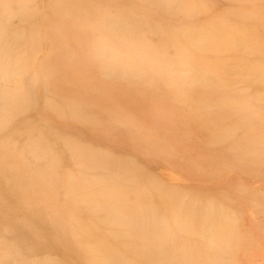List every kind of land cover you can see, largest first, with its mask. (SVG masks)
Wrapping results in <instances>:
<instances>
[{
  "label": "rangeland",
  "instance_id": "obj_1",
  "mask_svg": "<svg viewBox=\"0 0 264 264\" xmlns=\"http://www.w3.org/2000/svg\"><path fill=\"white\" fill-rule=\"evenodd\" d=\"M0 264H264V0H0Z\"/></svg>",
  "mask_w": 264,
  "mask_h": 264
}]
</instances>
